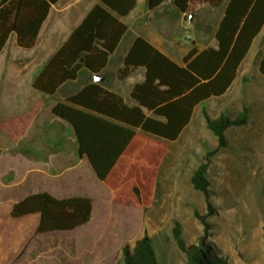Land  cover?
I'll return each mask as SVG.
<instances>
[{
    "label": "rangeland",
    "instance_id": "374dc122",
    "mask_svg": "<svg viewBox=\"0 0 264 264\" xmlns=\"http://www.w3.org/2000/svg\"><path fill=\"white\" fill-rule=\"evenodd\" d=\"M227 1L216 7L217 0H192L183 23L171 34L177 41L169 51L174 59L192 45L204 47L211 41ZM11 44L0 57V264H125L123 248L132 250L143 237L152 240L160 264H187L172 234L175 224L180 225L186 246H197L203 239L226 264H264L261 88L245 89L247 98H239L226 114L220 113L217 99L199 107L192 125L169 143L153 203L141 210L113 202V191L104 188L78 156L72 128L51 114L65 101L66 92L83 87L85 77L54 96L29 90V76L20 69L25 55L16 53ZM116 64L117 59L110 68ZM105 85L109 87V82ZM17 92L24 96H16ZM244 108L249 109L247 124L228 128L227 147L219 149L206 118L233 119ZM208 153L213 155L207 159ZM207 162L209 198L191 184L194 171ZM38 193L58 199L90 198V222L70 232L38 234L37 215L11 218L13 204Z\"/></svg>",
    "mask_w": 264,
    "mask_h": 264
},
{
    "label": "trees",
    "instance_id": "16d2710c",
    "mask_svg": "<svg viewBox=\"0 0 264 264\" xmlns=\"http://www.w3.org/2000/svg\"><path fill=\"white\" fill-rule=\"evenodd\" d=\"M58 1L0 0V53L11 35H15L19 48L31 49L51 6ZM97 1L35 77V91L54 96L65 83L75 81L83 69L100 75L106 68L128 31L121 19L135 8L136 0ZM165 1L147 0L148 8L157 9ZM191 1L172 0V4L179 13L188 14ZM221 4L222 0H217L215 6ZM263 27L264 0H228L214 34L216 46L199 50L192 45L181 65L144 38L133 41L118 74L124 79L133 70H145L144 81L130 94L135 105L130 106L119 95L92 83L51 109L55 118L72 128L78 156L87 161L97 181L113 191V202L141 210L151 207L169 143L179 139L199 105L230 89ZM259 73L264 78V53ZM248 113L249 109L244 108L232 120L224 115L206 118L219 149L227 147V129L246 125ZM212 155L208 153L207 159ZM207 168L208 162L202 163L194 171L191 184L209 198ZM92 211L90 198L58 199L38 193L13 204L10 216L19 219L38 215L36 233L49 234L86 225ZM172 234L187 264H226L203 239L197 246H186L179 224H175ZM123 253L125 264H160L148 237L136 241L132 250L125 246Z\"/></svg>",
    "mask_w": 264,
    "mask_h": 264
},
{
    "label": "crops",
    "instance_id": "0c3cea01",
    "mask_svg": "<svg viewBox=\"0 0 264 264\" xmlns=\"http://www.w3.org/2000/svg\"><path fill=\"white\" fill-rule=\"evenodd\" d=\"M97 4V0H59L56 4L51 6L49 15L39 31L35 45L31 49L19 48L16 44L15 35H11L7 45L0 53V57L4 54L10 43H12L11 45L15 49L16 53H24L25 62L20 66V69L26 72V76H29V90H34L32 88V83L35 77L43 69L49 58L60 49V47L67 41L73 30L84 20L87 14ZM191 6L192 1L189 4V11L191 10ZM186 15L187 14L179 13L174 8L172 0H166L160 7L154 10H149L147 0H136L135 8L129 13L127 17L121 19L122 22L128 27V31L122 38L116 51L109 58L108 65L100 73V75L105 78L104 82L95 83L93 75L90 74L86 69H83L75 81L65 83L58 92L66 88L65 86L68 84L76 83L80 77L84 76L85 81L83 83V87L79 90H69L66 92L64 98H68L71 95L76 94L84 87L92 83L99 84L104 89L119 95L123 99L130 98L133 88L137 84L142 83L145 77V70L139 68L137 70L131 71L126 78H119V70L124 67V59L133 41L137 37H142L161 53L169 57L177 64L181 65L182 59L187 53L176 60L169 51L172 46H177V41L171 38V34L172 32L176 33L179 24L183 23L184 17ZM215 46L216 42L213 36L207 45L204 47H198V49L203 50ZM263 53L264 27L260 34L254 39L251 48L243 60L230 89L224 95L218 98H211L199 105L195 109L192 120L186 129L192 125L197 110L205 103H209L212 100L217 99L222 107V111H220V113L226 114L229 106L238 103L240 101L239 98H247V95L244 93L245 89L249 87L256 89L259 87L258 89L261 88L260 90L263 92L264 82L261 80L263 77L259 73V65ZM116 59V66L111 69L110 67L112 64H114V60ZM11 67H14L15 71L19 70V66H17V64H12ZM254 81L256 82L255 84ZM107 82H109V87L105 85ZM15 95L21 97L24 96L18 92L15 93ZM130 101L131 103H128L125 100V102L130 106L135 105L131 99ZM237 112L239 113L240 110H237ZM238 113L232 115L233 119L238 115Z\"/></svg>",
    "mask_w": 264,
    "mask_h": 264
},
{
    "label": "water",
    "instance_id": "95a60500",
    "mask_svg": "<svg viewBox=\"0 0 264 264\" xmlns=\"http://www.w3.org/2000/svg\"><path fill=\"white\" fill-rule=\"evenodd\" d=\"M193 14L189 15V23L193 24ZM93 79L95 83H102L104 82L105 78L101 75H93Z\"/></svg>",
    "mask_w": 264,
    "mask_h": 264
}]
</instances>
